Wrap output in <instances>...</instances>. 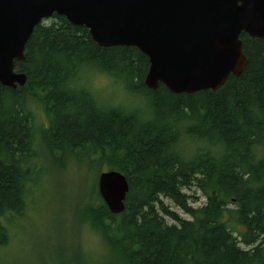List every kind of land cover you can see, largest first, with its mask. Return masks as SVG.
<instances>
[{
  "label": "trees",
  "instance_id": "obj_1",
  "mask_svg": "<svg viewBox=\"0 0 264 264\" xmlns=\"http://www.w3.org/2000/svg\"><path fill=\"white\" fill-rule=\"evenodd\" d=\"M240 38L241 74L216 91L174 93L146 86L148 58L136 47H101L58 14L38 23L15 62L25 83L0 85V248L6 222L23 216L36 183L35 121L43 114L50 157L58 151L98 167L84 222L118 264H264V37ZM88 72L143 100L104 103L91 77L84 80ZM109 170L128 183L119 213L98 192V176ZM192 186L205 203H188L184 189ZM161 196L190 218L168 210Z\"/></svg>",
  "mask_w": 264,
  "mask_h": 264
},
{
  "label": "water",
  "instance_id": "obj_2",
  "mask_svg": "<svg viewBox=\"0 0 264 264\" xmlns=\"http://www.w3.org/2000/svg\"><path fill=\"white\" fill-rule=\"evenodd\" d=\"M53 14L88 29L101 47L133 46L147 56L148 88L174 93L218 90L247 64L241 33L264 37V0H0V85H23L16 61L34 27ZM98 192L113 213L124 208L125 176H98Z\"/></svg>",
  "mask_w": 264,
  "mask_h": 264
},
{
  "label": "rangeland",
  "instance_id": "obj_3",
  "mask_svg": "<svg viewBox=\"0 0 264 264\" xmlns=\"http://www.w3.org/2000/svg\"><path fill=\"white\" fill-rule=\"evenodd\" d=\"M88 76L91 77L90 86L98 91L104 103L125 107L143 100L136 95V98L129 97V93L103 74L88 72L84 80ZM44 126L46 118L41 114L35 121L38 146L34 168L38 174L35 172L33 178L36 183L26 193L23 216L6 222L9 236L0 248V264H83V261L84 264H118L120 260L105 245L99 232L84 222L85 209L92 202L98 167L86 157L75 162L58 151L55 152L57 156L50 157L42 146ZM184 191L189 195L190 205L205 203V196L195 186ZM160 199L179 217L190 218L169 198L161 196ZM160 213L164 215L161 210ZM164 217L168 222H174L169 216Z\"/></svg>",
  "mask_w": 264,
  "mask_h": 264
}]
</instances>
